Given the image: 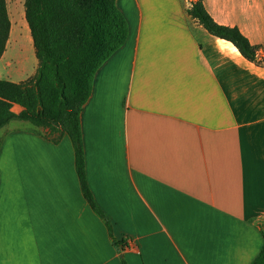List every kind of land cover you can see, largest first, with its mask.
<instances>
[{"label":"crops","instance_id":"0c3cea01","mask_svg":"<svg viewBox=\"0 0 264 264\" xmlns=\"http://www.w3.org/2000/svg\"><path fill=\"white\" fill-rule=\"evenodd\" d=\"M7 1L0 81L21 84L38 60L25 3L15 12ZM185 2L117 1L128 36L80 113L86 181L111 234L82 193L67 134L22 121L0 129V264H251L259 255L264 64L210 35ZM202 2L217 24L264 47V0ZM19 41L34 51L30 70L23 56L10 60Z\"/></svg>","mask_w":264,"mask_h":264},{"label":"trees","instance_id":"16d2710c","mask_svg":"<svg viewBox=\"0 0 264 264\" xmlns=\"http://www.w3.org/2000/svg\"><path fill=\"white\" fill-rule=\"evenodd\" d=\"M188 12L210 35L230 42L244 58L256 62L257 48L237 28L217 24L202 0L194 1ZM25 16L38 68L25 83L0 81V129L22 121L48 128L50 133L67 134L82 193L111 234L110 222L86 181L80 113L91 95L96 72L126 42L127 22L116 0H25ZM9 31L6 3L0 0V58ZM13 105L22 110L16 114ZM113 243L118 244L114 239ZM251 264H264V247Z\"/></svg>","mask_w":264,"mask_h":264},{"label":"rangeland","instance_id":"374dc122","mask_svg":"<svg viewBox=\"0 0 264 264\" xmlns=\"http://www.w3.org/2000/svg\"><path fill=\"white\" fill-rule=\"evenodd\" d=\"M117 1L118 0H116V5H117ZM191 2L193 3V1H191ZM24 3H25V0H10V1L8 0L7 1V9L8 8L9 9L10 8H13L15 10V12H16V9H17V11H20V12L21 11H24ZM185 5L188 8V10L191 9L190 0H186ZM18 40H21V37H19ZM21 46H23V45H21V41H19L18 44H17V51H16L15 55L12 57V59H10V60H12L13 67L16 66L17 61H20L21 60L20 55L23 56L26 59L25 61H27V63L28 62L30 63L35 58L34 51H32L29 48H24V47H21ZM29 63L27 64V66H28V68L30 70L31 69V64H29ZM3 76H4L3 78H6L5 75H3ZM14 106H17V105H13V107ZM13 107H12V111H13ZM36 128H40V129L46 130L48 136H50V138H53V139H55V137H58L59 134H61V130H57L54 133H50V131L48 130V128H42V127H36Z\"/></svg>","mask_w":264,"mask_h":264},{"label":"built area","instance_id":"2783aa9c","mask_svg":"<svg viewBox=\"0 0 264 264\" xmlns=\"http://www.w3.org/2000/svg\"><path fill=\"white\" fill-rule=\"evenodd\" d=\"M190 5L192 7V2L190 1ZM256 62L260 64H264V47H260L255 52Z\"/></svg>","mask_w":264,"mask_h":264}]
</instances>
